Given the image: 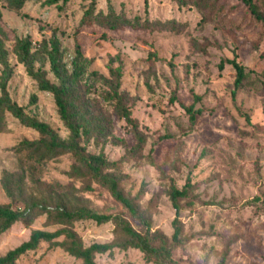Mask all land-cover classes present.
I'll return each instance as SVG.
<instances>
[{
    "label": "rangeland",
    "instance_id": "obj_1",
    "mask_svg": "<svg viewBox=\"0 0 264 264\" xmlns=\"http://www.w3.org/2000/svg\"><path fill=\"white\" fill-rule=\"evenodd\" d=\"M48 1L26 0L16 12L9 0H0V97L5 86L27 115L68 140L70 131L53 94L41 91L28 74L17 40L31 39L35 69H43L53 82L44 42L60 39L70 69L79 43L89 64L86 79L73 88L72 105L90 132L80 144L85 153H104L115 163L106 172L119 179L123 192L151 222V231L168 239L174 261L264 264V25L243 0H217L207 10L179 0ZM255 1L264 11V0ZM88 10L93 11L92 22L81 27ZM103 16L110 25L119 22L113 29L101 22ZM235 57L247 76L236 93V70L228 63ZM118 67L119 93L144 139L139 147L132 127L106 98L110 89L104 78H112L110 69ZM191 104L201 110L194 124L186 112ZM41 136L11 113L0 112V204L20 214L0 235V257L35 230L69 227L85 246L126 240L111 221L61 224L56 218L61 211L87 208L121 215L134 229L146 232L145 223L72 154L41 163L22 148L24 140ZM188 182L189 195L180 200L182 235L176 244V209L169 193L172 186L183 189ZM65 239L42 243L17 264H84L70 255L62 244ZM95 261L153 264L131 248L98 254Z\"/></svg>",
    "mask_w": 264,
    "mask_h": 264
},
{
    "label": "trees",
    "instance_id": "obj_2",
    "mask_svg": "<svg viewBox=\"0 0 264 264\" xmlns=\"http://www.w3.org/2000/svg\"><path fill=\"white\" fill-rule=\"evenodd\" d=\"M60 0H49V4H58ZM67 3L71 0H62ZM183 5L191 3L201 10L215 8L217 0H179ZM251 14L257 21L264 25V11L259 3L255 0H243ZM147 3V0H145ZM26 0H9L11 10L21 11L25 6ZM215 4V5H213ZM61 8V7H59ZM93 11H87L81 21V27L86 23H91ZM207 21V14L205 15ZM103 24L108 23V17H102ZM115 23H108L111 28H115ZM96 20L95 23H98ZM147 26V25H146ZM44 49L51 65V71L55 75L56 82L51 81L43 69H35L32 53V41L30 38L18 39V55L22 62L25 63L28 74L33 77L41 91L53 94L55 103L58 108L59 116L64 126L70 131L68 140H62L51 129L46 122L40 121L35 117L29 116L25 112V108L19 106L11 100L9 93L4 86L2 88V96L0 97V112L11 113L24 126L31 128L42 136L37 140H24L22 148L31 153L32 158H38L39 162L58 157L63 154L70 153L82 163L86 168V173L89 174L97 183L109 189L113 197L120 202L134 217L145 223L147 229L145 233H141L134 229L131 223L121 215H106L96 211L79 208L73 212L61 211L56 213V218L59 223L69 225L75 221L92 220L97 224L113 222L115 226L126 236V240L121 243H93L90 246H85L78 235L69 227H63L55 231L35 230L30 238L23 242L20 246L10 250L6 255L0 257V264H17V261L26 254L36 251L42 243H53L61 237L66 239L62 242L66 246L70 255L80 259L84 264H96L95 257L98 254L112 253L115 249L128 250L137 249L144 255L146 262L153 264H178L173 259V248L170 246L167 238L151 231V222L139 209L135 202L129 198L121 189L119 179L106 172L112 168L115 163L111 162L104 153L88 154L84 152L81 146V140L84 136L89 137V130L85 129L80 123L76 109L72 105V97L74 94V86L82 82L87 77L88 60L85 58V53L82 46L78 43L76 46V56L74 57L71 69L65 62L64 52L61 49V41L58 37L53 36L50 41L44 42ZM154 56L150 54V58ZM228 63L233 65L236 70V80L234 83V93L244 87L246 80V72L244 67L237 61V58L228 60ZM224 68V62L220 63V69ZM112 78H104L109 89L106 98L113 102L117 112L126 123L132 127L134 134L138 139V147L144 143L141 136L139 126L135 118H133L130 108L126 105L122 95L119 93L122 78V68L110 69ZM196 99L200 97L196 95ZM186 112L190 117L192 124L196 121L197 114L201 113L200 109H195V104L186 106ZM188 182L183 189L172 186L170 189V199L176 209V218L174 220V234L172 237L173 243H179L182 235L180 223V211L182 205L180 200L189 195ZM6 191L12 196V191L6 186ZM53 214L52 212H49ZM20 220V214L13 210L9 205L0 204V235L7 232L16 222ZM220 264H224L223 261Z\"/></svg>",
    "mask_w": 264,
    "mask_h": 264
}]
</instances>
